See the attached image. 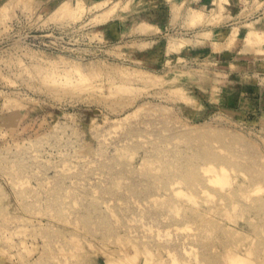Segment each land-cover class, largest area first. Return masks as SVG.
Here are the masks:
<instances>
[{
	"label": "rangeland",
	"instance_id": "1",
	"mask_svg": "<svg viewBox=\"0 0 264 264\" xmlns=\"http://www.w3.org/2000/svg\"><path fill=\"white\" fill-rule=\"evenodd\" d=\"M242 4L0 0V264H264V95L226 104L224 52L264 43Z\"/></svg>",
	"mask_w": 264,
	"mask_h": 264
},
{
	"label": "crops",
	"instance_id": "2",
	"mask_svg": "<svg viewBox=\"0 0 264 264\" xmlns=\"http://www.w3.org/2000/svg\"><path fill=\"white\" fill-rule=\"evenodd\" d=\"M235 4L237 6L232 8L230 7L229 9H232L235 12L236 16H240V13L244 7V5L242 4V0H235ZM254 16L255 17H253V19H250V21L254 20L255 22H258V20H261L259 24L262 25V32L264 33V6L260 9L259 13L255 14ZM235 21L237 22L228 25H240L248 22L249 20L245 21V19L240 18L236 19ZM258 48L261 51H258V49H256V52L254 53H251L250 51L242 53L243 47L241 45L233 52H224V60L225 62H228L227 66L225 67V72L227 74H232L238 78V87L236 86L238 92L234 96H228L226 98V104L228 106H237L241 98H247L249 100L255 101L258 108L261 104H263L262 94L264 95V43H262ZM230 62L231 64L235 65L234 72H231L232 70H230V67L228 66ZM251 63H253V66H251ZM227 69L229 70L228 72ZM243 79L253 80L254 84H250L249 86L243 85Z\"/></svg>",
	"mask_w": 264,
	"mask_h": 264
},
{
	"label": "bare ground",
	"instance_id": "3",
	"mask_svg": "<svg viewBox=\"0 0 264 264\" xmlns=\"http://www.w3.org/2000/svg\"><path fill=\"white\" fill-rule=\"evenodd\" d=\"M256 34H257V33H256ZM258 34H262V33L259 32ZM218 170L220 171V173H214V176H213V177H210V178H207V179H206V181H207L208 184H209V183H210V184H211V183L213 184V183L215 182L214 179H215L216 176H219V177H222V178L225 177V175H224L225 173H223L224 171L222 170V168L220 169V168L218 167ZM219 171H217V172H219ZM221 171H223V172H221ZM177 184H178V183H177ZM173 185L176 186V184H173ZM175 186H174V187H175ZM171 187H172V186H171ZM171 187H169L170 190H171ZM148 191H149V190H148ZM201 192H202V191H200V194H201ZM205 192H206V191H205ZM202 194H203V192H202ZM106 209H107V208H106ZM167 212H168V210H167ZM159 215H160V214H159ZM201 215H202V214H201ZM66 217H67V216H66ZM161 217H162V216H161ZM163 217H164V216H163ZM68 218H69V217H68ZM68 218H67V220H68ZM164 218H165V217H164ZM166 218H167V217H166ZM16 220H17V219H16ZM161 221H163V220H161ZM145 225H146V224H145ZM167 225H168V224H167ZM158 226H160V225H158ZM158 226H157V227H158ZM139 227H140V226H139ZM167 228H168V227H167ZM131 239H132V238H131ZM132 240H133V239H132ZM127 241H128V240H127ZM127 241H125V242H127ZM131 243H132V242H131ZM192 243H193V242H192ZM126 245H127V244H126ZM171 254H172V253H171ZM171 254H170V255H171ZM172 255H173V254H172ZM167 257H168V256H167Z\"/></svg>",
	"mask_w": 264,
	"mask_h": 264
}]
</instances>
